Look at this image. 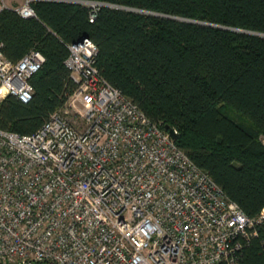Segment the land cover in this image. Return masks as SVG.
<instances>
[{
	"label": "built area",
	"instance_id": "obj_1",
	"mask_svg": "<svg viewBox=\"0 0 264 264\" xmlns=\"http://www.w3.org/2000/svg\"><path fill=\"white\" fill-rule=\"evenodd\" d=\"M35 1L0 0V13L37 17ZM81 2L93 21L100 3ZM3 47L0 105L28 103L45 55L13 61ZM69 50L66 103L33 133L0 127V264H240L264 211L249 216L110 83L91 38Z\"/></svg>",
	"mask_w": 264,
	"mask_h": 264
},
{
	"label": "trees",
	"instance_id": "obj_2",
	"mask_svg": "<svg viewBox=\"0 0 264 264\" xmlns=\"http://www.w3.org/2000/svg\"><path fill=\"white\" fill-rule=\"evenodd\" d=\"M81 1H94L93 7ZM107 4V5H105ZM37 17L0 13L7 58L31 48L45 55L24 103L8 96L0 127L30 134L68 100L77 84L65 63L83 36L98 46L102 74L210 173L251 217L264 211V36L143 13L264 33V0H36ZM128 8V9H127ZM229 110L239 114L234 118ZM240 264H264V225L245 242Z\"/></svg>",
	"mask_w": 264,
	"mask_h": 264
},
{
	"label": "water",
	"instance_id": "obj_3",
	"mask_svg": "<svg viewBox=\"0 0 264 264\" xmlns=\"http://www.w3.org/2000/svg\"><path fill=\"white\" fill-rule=\"evenodd\" d=\"M102 4V3H100ZM107 5V4H105ZM128 9V8H127ZM134 11H140L143 13H149V14H155V15H160V16H166V17H171V18H175V19H180V20H185V21H189V22H196V23H200V24H206V25H211V26H217V27H221V28H225V29H229V30H233V31H238V32H243V33H247V34H252V35H260V36H264V33H260V32H255V31H250V30H246V29H239V28H231V27H225V26H221V25H215V24H211V23H206V22H200V21H194V20H188V19H184V18H180V17H174V16H170V15H165L162 13H155V12H151V11H144V10H138V9H131ZM86 37L83 36L81 38H79L78 40H76L75 42L78 41H82V39ZM165 129H167L174 137H176L177 132L175 131L174 128L170 127L169 125L165 126Z\"/></svg>",
	"mask_w": 264,
	"mask_h": 264
},
{
	"label": "rangeland",
	"instance_id": "obj_4",
	"mask_svg": "<svg viewBox=\"0 0 264 264\" xmlns=\"http://www.w3.org/2000/svg\"><path fill=\"white\" fill-rule=\"evenodd\" d=\"M94 2V1H93ZM11 3V2H10ZM99 3V2H98ZM131 10V9H130ZM229 113L234 117V118H239V114L236 113L235 111L233 110H229Z\"/></svg>",
	"mask_w": 264,
	"mask_h": 264
}]
</instances>
